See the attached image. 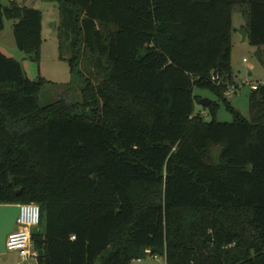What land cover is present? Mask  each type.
Returning <instances> with one entry per match:
<instances>
[{"label": "trees", "instance_id": "16d2710c", "mask_svg": "<svg viewBox=\"0 0 264 264\" xmlns=\"http://www.w3.org/2000/svg\"><path fill=\"white\" fill-rule=\"evenodd\" d=\"M52 1L80 100L42 104L48 81L0 51V205L39 206L36 264H264V85L247 116L226 98L232 13L264 68V0ZM4 19L37 63L40 11L8 0ZM194 89L232 121L194 114Z\"/></svg>", "mask_w": 264, "mask_h": 264}, {"label": "rangeland", "instance_id": "374dc122", "mask_svg": "<svg viewBox=\"0 0 264 264\" xmlns=\"http://www.w3.org/2000/svg\"><path fill=\"white\" fill-rule=\"evenodd\" d=\"M16 2L21 6L36 9L41 13L39 60L37 63L31 61L16 48L12 35L13 20L4 19L3 21V29L0 31V50L6 56L16 60L29 79L36 80L43 78L48 81V84L44 85L41 89L40 102L42 104L54 99L57 91L68 84L72 87L73 100H80L81 77L77 74H71L68 64L58 58V15L56 3L52 0H16ZM6 5H8V0H0V6ZM231 20L232 28L242 29L245 25V18L239 7L234 8ZM231 45L230 66L235 88L230 95H227L228 101L235 110L247 116L251 86L264 85V68L255 58V48L250 46L246 40L243 42L241 36L233 30L231 32ZM243 59L246 62H243ZM248 65H252L253 68L249 69ZM80 69L85 76L92 71V67L88 63L82 64ZM91 81L95 82L94 79ZM193 94L199 96L200 99L216 100L213 94L207 90L194 89ZM193 106L194 114L200 113L205 121H232L231 113L225 109L224 104L220 101H218L214 116L209 113L208 109L202 108L198 102H194ZM212 156L216 159L217 152L214 151ZM13 255L12 253H8L9 259ZM32 258L29 260L30 264L33 263ZM132 264H164V258L162 256L154 257L147 254L142 259H139V261L134 260Z\"/></svg>", "mask_w": 264, "mask_h": 264}, {"label": "built area", "instance_id": "2783aa9c", "mask_svg": "<svg viewBox=\"0 0 264 264\" xmlns=\"http://www.w3.org/2000/svg\"><path fill=\"white\" fill-rule=\"evenodd\" d=\"M242 61L246 62L245 59ZM255 88L256 86H251V89ZM232 91L230 89L228 92ZM16 205L18 206V214L11 232L5 238V250L16 252L20 260L25 261L28 258H35L37 255L32 248L31 228L38 225L40 211L39 206L35 203ZM146 253H149V251H146Z\"/></svg>", "mask_w": 264, "mask_h": 264}, {"label": "water", "instance_id": "95a60500", "mask_svg": "<svg viewBox=\"0 0 264 264\" xmlns=\"http://www.w3.org/2000/svg\"><path fill=\"white\" fill-rule=\"evenodd\" d=\"M240 36L242 41L246 40V32L241 28H232ZM250 74V73H249ZM210 100L199 99L198 104L202 108H206ZM18 214V206L16 204H3L0 205V253L5 251V238L11 232L16 216Z\"/></svg>", "mask_w": 264, "mask_h": 264}, {"label": "crops", "instance_id": "0c3cea01", "mask_svg": "<svg viewBox=\"0 0 264 264\" xmlns=\"http://www.w3.org/2000/svg\"><path fill=\"white\" fill-rule=\"evenodd\" d=\"M1 51V50H0ZM2 52V51H1ZM230 63H231V54H230ZM248 68L249 69H252L253 66L252 65H248ZM231 92H228L226 94L227 95H230ZM228 99V96L226 97ZM35 229V227L31 228V232ZM33 248V247H32ZM8 253H12L14 254L13 257H11L9 259V256H8ZM9 259V260H8ZM31 258H28L26 259L25 261H21L20 258L18 257V254L16 252H13V251H4L2 253H0V264H30L29 260ZM33 259V263L32 264H36V260L35 258H32Z\"/></svg>", "mask_w": 264, "mask_h": 264}]
</instances>
